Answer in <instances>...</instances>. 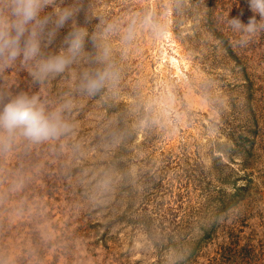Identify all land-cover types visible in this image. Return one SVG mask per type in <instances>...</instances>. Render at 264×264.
I'll return each mask as SVG.
<instances>
[{
	"label": "rangeland",
	"instance_id": "rangeland-1",
	"mask_svg": "<svg viewBox=\"0 0 264 264\" xmlns=\"http://www.w3.org/2000/svg\"><path fill=\"white\" fill-rule=\"evenodd\" d=\"M82 3L114 83L81 91L102 67L88 59L43 83L19 60L0 72V109L35 95L70 125L41 142L0 131V264H264V31L242 47L227 25L259 15L248 0Z\"/></svg>",
	"mask_w": 264,
	"mask_h": 264
},
{
	"label": "clouds",
	"instance_id": "clouds-1",
	"mask_svg": "<svg viewBox=\"0 0 264 264\" xmlns=\"http://www.w3.org/2000/svg\"><path fill=\"white\" fill-rule=\"evenodd\" d=\"M250 10L258 14L243 23L239 17L227 20L228 27L239 34L237 43L246 46L258 33L264 31V0H248ZM83 13L84 23L77 17ZM87 15L82 0H0V72L12 67L18 60L28 67L30 75L38 83L64 73L70 66L88 59L102 65L81 75L80 89L89 95L114 83L117 72L110 62V48L97 43V35L89 34ZM68 28L58 51H51L60 31ZM108 24L107 34L113 30ZM86 40L97 48L95 58L85 51ZM63 107H70L69 104ZM59 109L46 111L38 96L20 94L10 99L0 109V131L7 139L19 133L41 142L57 137L70 129L61 119Z\"/></svg>",
	"mask_w": 264,
	"mask_h": 264
}]
</instances>
